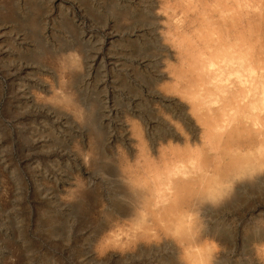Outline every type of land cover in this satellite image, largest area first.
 Returning a JSON list of instances; mask_svg holds the SVG:
<instances>
[{
	"label": "rangeland",
	"instance_id": "1",
	"mask_svg": "<svg viewBox=\"0 0 264 264\" xmlns=\"http://www.w3.org/2000/svg\"><path fill=\"white\" fill-rule=\"evenodd\" d=\"M150 7L146 0H0V264H183L165 240L125 253L98 250L137 207L121 176L120 117L136 109L135 83L148 80L135 64L156 52L153 34L127 36L150 26ZM64 93L73 108L54 100ZM263 191L246 200L251 211L237 205L243 215L230 235L237 243L219 264L256 259ZM245 234L250 241H241Z\"/></svg>",
	"mask_w": 264,
	"mask_h": 264
},
{
	"label": "bare ground",
	"instance_id": "2",
	"mask_svg": "<svg viewBox=\"0 0 264 264\" xmlns=\"http://www.w3.org/2000/svg\"><path fill=\"white\" fill-rule=\"evenodd\" d=\"M146 1L150 26L127 36L153 34L156 52L135 64L148 80L120 117L121 176L137 207L99 254L165 240L183 264H219L237 243V205L251 211L246 200L264 190V0ZM53 98L74 107L68 93ZM261 240L252 264H264Z\"/></svg>",
	"mask_w": 264,
	"mask_h": 264
}]
</instances>
